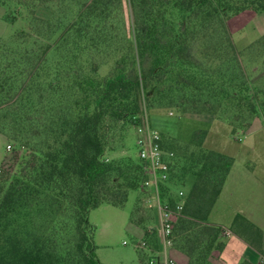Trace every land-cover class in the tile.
<instances>
[{"label": "trees", "instance_id": "trees-1", "mask_svg": "<svg viewBox=\"0 0 264 264\" xmlns=\"http://www.w3.org/2000/svg\"><path fill=\"white\" fill-rule=\"evenodd\" d=\"M34 1L0 0L17 10L31 8ZM114 1L86 0L69 26L62 28L59 20L52 31L62 28V33L75 38L72 54L65 59L67 69L72 67L64 75L66 85L57 87L52 79H43V64L33 70L15 69L16 61L4 62L0 47V122L5 125L9 118L22 133L37 128V133L46 135L45 145L31 153L33 159L21 175L0 169V264H103L96 254L90 210L104 203L124 206L131 190H149L145 182L150 175L148 162L138 151L136 159L104 157L109 127L113 121L140 123L142 102L154 81H182L184 90L195 87L200 97L221 95L236 108H242L246 99L248 111L258 113L256 93L240 65L244 50L236 48L227 21L247 7L264 10V0H130L133 20L127 51L114 72L102 78L90 71L77 72L73 66L79 52L89 48L85 37L96 38L89 35L93 17L105 21ZM195 40L218 68L224 63L230 69L225 83L208 72L211 65L196 58ZM97 68L94 64L92 69ZM171 86L174 96L177 88ZM205 135L206 130H197L177 146H183L182 151L174 141L169 148L162 138V146L175 154L169 179L162 183V198L173 203L177 188L193 178L172 233L174 246L188 254L189 264H215L211 254L224 244L220 240L224 226L209 222L208 216L233 157L204 147ZM62 213L68 215L73 235L67 249L59 242ZM233 224L254 243L262 235V229L242 213L236 214ZM241 264L254 263L246 259Z\"/></svg>", "mask_w": 264, "mask_h": 264}, {"label": "rangeland", "instance_id": "rangeland-1", "mask_svg": "<svg viewBox=\"0 0 264 264\" xmlns=\"http://www.w3.org/2000/svg\"><path fill=\"white\" fill-rule=\"evenodd\" d=\"M84 1L35 0L34 6H24L21 10H17L15 5L8 7L0 2V47L5 54L2 57L4 62L12 59L16 61L15 69L27 70L43 64L44 67L40 69L43 79H52L57 87L66 85L64 75L72 71V67L67 69L65 59L71 56V49L76 42L73 35L62 33V28L64 24L66 28L73 22ZM111 10L105 21L93 17L89 35L96 38L85 37L89 48L79 52V59L73 66L78 68L75 69L77 72L90 71L100 78L108 76L126 54L127 32L133 20L130 0H115ZM245 10L246 13L240 15ZM255 12L258 10L247 7L232 15L227 26L236 48L244 50L239 54L240 65L256 93L257 114L248 111L246 99L242 100L245 103L242 108H236L221 95L207 94L200 97L195 87L184 90L182 81L175 83L162 79L150 85L149 95L142 102V120L139 122L158 130L164 141L167 140L165 144L169 148L173 141L177 147L189 141L197 130H206L204 147L231 155L238 163L247 161L251 167L257 164L258 175L264 182V39L256 44L264 34L259 36V22H246ZM14 14L16 18H12ZM59 20L63 21L62 28L52 33ZM253 43L255 46L250 47ZM192 52H195L198 60H204L208 66H212L208 72L214 78L220 83L226 82L231 71L225 69L224 63L218 68V62L209 60L196 40ZM94 64L98 67L97 71L92 69ZM148 66L149 62L145 64L146 68ZM30 71L22 75L25 77ZM171 85L177 88L174 96H171L174 93L170 91ZM50 86L48 84L46 87ZM36 99H40L39 94ZM211 105L214 108H210ZM34 117L38 118L39 113H35ZM251 119L253 122L249 127L247 124ZM256 119L262 122L259 127L253 126ZM9 120L5 125L0 122V169L5 173L21 175L25 172L26 162L33 159L31 153L45 145L46 135L42 131L37 133V128L22 133ZM109 129L110 141L104 157L136 159L137 124L113 121ZM177 148L182 151L183 146ZM191 182L190 177L183 187L189 189ZM154 195L152 190L141 191L139 187L130 191L124 206L104 203L90 210L89 219L94 227L97 244L96 254L103 264H164L165 250L170 252V257L174 255L179 264H186L182 257L188 261L187 254L173 246V239L171 245L163 242ZM255 198L257 203L264 201L258 192ZM57 226L61 229L59 242L64 248L72 246L73 235L68 230L70 221L67 214L59 216ZM138 251L143 253L144 261H141Z\"/></svg>", "mask_w": 264, "mask_h": 264}, {"label": "crops", "instance_id": "crops-1", "mask_svg": "<svg viewBox=\"0 0 264 264\" xmlns=\"http://www.w3.org/2000/svg\"><path fill=\"white\" fill-rule=\"evenodd\" d=\"M245 13L246 10L240 15ZM253 21L260 23L259 36L264 34V10L251 14L246 22L252 23ZM255 125L259 127L262 122L256 119L253 126L255 127ZM263 191L264 182L258 175L257 164L251 167L247 161L238 163L233 158L222 190L208 216L209 222L228 227L232 231L229 235L222 234L220 236V240L224 244L222 247H215L212 252L211 258L215 264H241L246 259L254 264H262L264 258V201L257 203L255 195L258 192L264 200ZM237 213L244 214L262 229V235L260 239H255V243L250 240V237L241 234L238 227L234 226V218ZM259 243L261 248L257 245ZM159 255L161 256V253ZM165 256L170 257V252L165 250ZM171 257L178 261L174 255ZM187 258L188 261L183 257L182 260L189 264L190 257Z\"/></svg>", "mask_w": 264, "mask_h": 264}, {"label": "built area", "instance_id": "built-area-1", "mask_svg": "<svg viewBox=\"0 0 264 264\" xmlns=\"http://www.w3.org/2000/svg\"><path fill=\"white\" fill-rule=\"evenodd\" d=\"M137 147L140 157L148 162L149 178L146 185L154 192L155 206L159 214L158 228L165 245L172 244L173 223L175 218L182 213L187 191L184 187H178L176 199L172 203L161 196L162 183L169 179L174 157V151L162 146V134L153 129L149 124H137ZM232 231L228 227L222 230L223 235H229ZM164 264H179L174 258L165 256ZM264 264V258L262 261Z\"/></svg>", "mask_w": 264, "mask_h": 264}]
</instances>
